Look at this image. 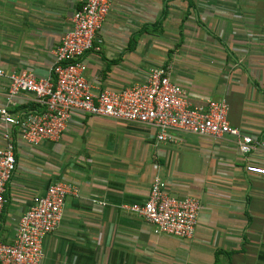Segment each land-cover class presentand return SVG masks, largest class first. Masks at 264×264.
I'll list each match as a JSON object with an SVG mask.
<instances>
[{
    "label": "crops",
    "instance_id": "1",
    "mask_svg": "<svg viewBox=\"0 0 264 264\" xmlns=\"http://www.w3.org/2000/svg\"><path fill=\"white\" fill-rule=\"evenodd\" d=\"M82 1L0 0V69L46 77ZM97 38L98 48L82 57L95 89H118L164 67L190 102L224 98L229 124L264 138V0H112ZM6 84L0 76V107L36 109L30 94L7 98ZM6 127L0 119V147ZM168 135L158 141L145 124L74 111L57 141L33 147L15 138L0 241L11 240L31 198L59 179L77 195L65 198L38 264H264V175L246 170L264 168V151L241 153L228 135ZM153 176L168 194L199 199L191 238L157 234L119 208L142 202Z\"/></svg>",
    "mask_w": 264,
    "mask_h": 264
},
{
    "label": "built area",
    "instance_id": "2",
    "mask_svg": "<svg viewBox=\"0 0 264 264\" xmlns=\"http://www.w3.org/2000/svg\"><path fill=\"white\" fill-rule=\"evenodd\" d=\"M111 2L83 0L81 6L73 10L69 28L53 50L54 62L46 77H36L26 69L11 72L0 69V76L7 82L6 97L27 93L37 106L26 114H12L0 107V119L7 125L1 133L0 217L6 204V184L16 164L15 138L33 147L57 141L74 111L145 124L154 129L158 141H168L170 131L211 139L228 135L235 138L241 153L255 148L264 151V138L257 139L229 124L224 98L207 99L200 104L190 102L164 67H151L144 79L118 89H95L84 76L82 57L85 52L98 48L97 34ZM246 170L264 175L263 167L247 165ZM69 195H77L76 186L57 179L33 196L18 217L11 240L0 241V264H38L41 261L43 238L57 228ZM119 208L141 218L157 234L189 239L197 223L200 202L194 195L168 194L164 181L153 176L142 202L122 203Z\"/></svg>",
    "mask_w": 264,
    "mask_h": 264
},
{
    "label": "rangeland",
    "instance_id": "3",
    "mask_svg": "<svg viewBox=\"0 0 264 264\" xmlns=\"http://www.w3.org/2000/svg\"><path fill=\"white\" fill-rule=\"evenodd\" d=\"M53 154H58V153H53ZM56 159H60L59 157H56V158H53L52 159V161H51V166L49 167V169H53L54 167H52V165L53 166H55L56 165ZM155 167H160L161 165H163V163H164V157H162V156H160V155H158V153L156 154V156H155Z\"/></svg>",
    "mask_w": 264,
    "mask_h": 264
}]
</instances>
